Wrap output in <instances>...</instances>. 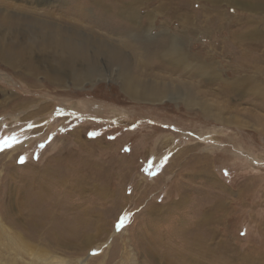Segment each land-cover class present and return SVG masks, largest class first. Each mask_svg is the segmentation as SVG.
Segmentation results:
<instances>
[{"label":"rangeland","instance_id":"1","mask_svg":"<svg viewBox=\"0 0 264 264\" xmlns=\"http://www.w3.org/2000/svg\"><path fill=\"white\" fill-rule=\"evenodd\" d=\"M150 1L148 49L174 34L189 55H159L157 80L195 100H132L115 77L74 89L0 61V264H264V123L249 117L264 122V100L217 92L264 80V9Z\"/></svg>","mask_w":264,"mask_h":264},{"label":"bare ground","instance_id":"2","mask_svg":"<svg viewBox=\"0 0 264 264\" xmlns=\"http://www.w3.org/2000/svg\"><path fill=\"white\" fill-rule=\"evenodd\" d=\"M170 1L162 0L159 5H167ZM208 1L217 4L226 1L232 5L242 4L253 10L264 9V0ZM143 2L144 0H0V61L14 70L21 69L35 80L41 75L47 82L60 86L69 81L74 89L84 83L89 85L115 77L122 93L132 100L155 101L163 95L186 98L187 101L195 100L193 94L187 91L189 88L175 89L170 83L164 84L157 80L155 69L163 66L157 59L159 55L181 66H189V55L184 53L180 43L185 42V39L174 34H167L170 36V43H166L164 54H155V51L152 53L149 50L155 47L158 38L152 32L143 30L139 14V6ZM98 27L102 32L96 29ZM150 41L155 44L151 45ZM196 67L195 70L205 75V70ZM207 76H214V72L210 71ZM244 83L248 85L247 82ZM92 86L96 89L99 85ZM229 86L239 89L236 81H231ZM27 103H37V100ZM47 107L48 105H41L40 110ZM216 110L222 113L225 108L216 107ZM187 200V196L182 195L176 203L187 204ZM212 215L213 213L203 215L202 218L208 220V216ZM0 226V243L4 239L9 243L12 231L7 230V227L5 229L1 221ZM85 240L87 241V237Z\"/></svg>","mask_w":264,"mask_h":264},{"label":"crops","instance_id":"3","mask_svg":"<svg viewBox=\"0 0 264 264\" xmlns=\"http://www.w3.org/2000/svg\"><path fill=\"white\" fill-rule=\"evenodd\" d=\"M250 23V22H249ZM253 29V31L254 32H256L257 31V29H259V28H257V25H253L252 27H248L247 25L245 26V28H244V30H246V29ZM260 30V29H259ZM225 30H223V32H224ZM246 31H248V30H246ZM245 31V32H246ZM230 33V32H229ZM228 33V34H229ZM235 34H236V31L234 30V33L233 32H231L230 33V36H231V39H233V37L235 36ZM245 39H248V40H250L249 39V37L248 38H245ZM243 40H244V38H243ZM208 55H210V54H208ZM221 56H224V57H226V54H220ZM227 56H228V54H227ZM243 58H247V57H243ZM252 68H254V69H256L257 67H252ZM259 70H261V69H259ZM240 74V72H238V75ZM250 74V73H249ZM238 80L239 81H244V82H247L248 83V85H246V87H243V88H239L238 89V91L240 92V93H242V92H250V94H252V91L254 90V93L255 94H257V96L261 99V100H264V80H262V79H260V80H258L256 77H253V76H249V77H246V78H241V79H239L238 78ZM234 82V81H233ZM234 91H237V89H235V87H230L229 85L227 86V88L226 87H222V88H220L217 92L220 94H223V96H228V94H230V93H232V92H234ZM251 99H254V95H253V98H250V100ZM250 108V107H249ZM249 117L251 118L250 119V121L254 118V120H255V122L256 123H264L263 122V119L261 118V117H259V116H257V115H253V113H252V110H251V108H250V110H249Z\"/></svg>","mask_w":264,"mask_h":264},{"label":"snow or ice","instance_id":"4","mask_svg":"<svg viewBox=\"0 0 264 264\" xmlns=\"http://www.w3.org/2000/svg\"><path fill=\"white\" fill-rule=\"evenodd\" d=\"M0 144H3V145H5V146H10V143H9V139H5V140H3V141H0ZM127 218L125 217V220H126Z\"/></svg>","mask_w":264,"mask_h":264}]
</instances>
